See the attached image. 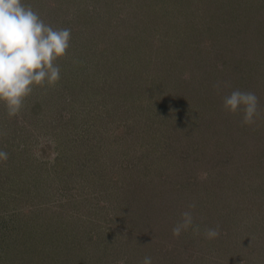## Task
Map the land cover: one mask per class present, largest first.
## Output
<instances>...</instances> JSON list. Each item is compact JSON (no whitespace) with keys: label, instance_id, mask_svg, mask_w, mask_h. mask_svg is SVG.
<instances>
[{"label":"rangeland","instance_id":"374dc122","mask_svg":"<svg viewBox=\"0 0 264 264\" xmlns=\"http://www.w3.org/2000/svg\"><path fill=\"white\" fill-rule=\"evenodd\" d=\"M22 3L71 40L58 83L0 104V264H264V0Z\"/></svg>","mask_w":264,"mask_h":264},{"label":"clouds","instance_id":"9594fccd","mask_svg":"<svg viewBox=\"0 0 264 264\" xmlns=\"http://www.w3.org/2000/svg\"><path fill=\"white\" fill-rule=\"evenodd\" d=\"M71 30L55 29L46 24L39 14L22 0H0V104L9 117H15L34 87L52 86L60 80L57 61L64 58L70 46ZM218 87V86H217ZM258 97L253 92L234 89L223 97L224 110L229 114L243 112L242 123L250 125L258 114ZM8 154L0 151V160ZM206 178L207 174L204 173ZM195 205H189L194 208ZM193 224L191 211L182 213L181 222L172 229L174 238ZM199 233V228L194 229ZM205 238L212 240L220 235L219 229L205 230ZM117 264H125L121 259ZM141 264H152L145 256Z\"/></svg>","mask_w":264,"mask_h":264}]
</instances>
